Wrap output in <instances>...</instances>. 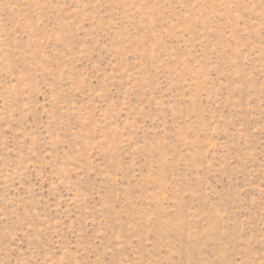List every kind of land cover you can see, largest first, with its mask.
<instances>
[{"label": "rangeland", "instance_id": "1", "mask_svg": "<svg viewBox=\"0 0 264 264\" xmlns=\"http://www.w3.org/2000/svg\"><path fill=\"white\" fill-rule=\"evenodd\" d=\"M0 264H264V0H0Z\"/></svg>", "mask_w": 264, "mask_h": 264}]
</instances>
